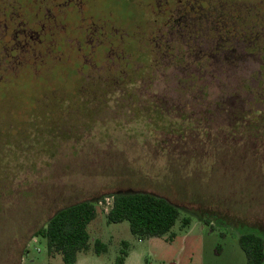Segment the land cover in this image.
I'll list each match as a JSON object with an SVG mask.
<instances>
[{
	"label": "rangeland",
	"instance_id": "374dc122",
	"mask_svg": "<svg viewBox=\"0 0 264 264\" xmlns=\"http://www.w3.org/2000/svg\"><path fill=\"white\" fill-rule=\"evenodd\" d=\"M15 1L0 4L7 18L36 8ZM184 1L201 7L191 43L157 31L179 0H85L34 54L7 61L0 41V264H65L34 233L81 200L97 216L76 264H116L123 249L124 264H246L241 234L264 239V0ZM217 12L240 24L223 55ZM167 42L181 48L167 55ZM242 114L248 136L233 134ZM134 191L179 207L171 232L140 239L108 222L104 198Z\"/></svg>",
	"mask_w": 264,
	"mask_h": 264
},
{
	"label": "trees",
	"instance_id": "16d2710c",
	"mask_svg": "<svg viewBox=\"0 0 264 264\" xmlns=\"http://www.w3.org/2000/svg\"><path fill=\"white\" fill-rule=\"evenodd\" d=\"M112 197L113 203L107 211L108 222L129 221L131 232L140 239L164 236L171 232L180 217V209L175 203L153 192H118L112 194ZM96 216L95 203L91 200H81L56 210L47 222L35 231L34 236L47 240L49 254L60 253L65 264H76L79 253L90 248L88 225ZM188 224L190 219L184 218L183 225ZM239 240L246 254V264H263L262 236L256 232H244ZM94 250L100 255L107 252L108 245L96 239ZM127 256L128 251L123 249L116 264H124Z\"/></svg>",
	"mask_w": 264,
	"mask_h": 264
},
{
	"label": "flooded vegetation",
	"instance_id": "af4514ba",
	"mask_svg": "<svg viewBox=\"0 0 264 264\" xmlns=\"http://www.w3.org/2000/svg\"><path fill=\"white\" fill-rule=\"evenodd\" d=\"M13 3H16L15 0H11ZM44 3L40 5V0H34L36 3V8L32 9V13L29 16L22 15L19 16V14L15 15L12 14L8 18L5 16V13L3 11V8L0 7V26H6V27H13V30H15V34L13 37V40L11 41V44L5 39H1L0 41L3 42V46L1 49V54H3L6 57V61L11 59V52H18L23 55H30L34 54V52L38 49L39 46L44 45V43L47 41L48 34L53 30L55 31L56 27H59L64 25L62 20L60 19V12L66 11L69 12L72 15L74 14V9H79V7L85 6V0H43ZM4 2V0H0V4ZM57 3V4H56ZM60 5V6H59ZM78 6V8L76 6ZM175 9L170 12L169 16L165 19L164 22H160V26L157 29L158 30H164L165 28L168 30H181L183 33L187 32L188 39H186V43H191L193 39H191V36L193 37V33L195 30L196 23H198L200 16H201V7H196L195 5H192V2H185L184 0H179L178 4L175 5ZM49 12V13H48ZM77 12V11H76ZM79 13V12H77ZM53 15V16H52ZM219 18L213 19V28L216 30V32L219 34V37L222 36L214 46V49L221 52H216L218 54L223 55V53H228V50L232 49L231 47V37H239V33L235 31V26H240V24L232 26L228 23V19L230 16L225 15L223 12H217L215 14ZM225 17V18H224ZM61 23V24H60ZM94 23V22H93ZM79 24V23H78ZM80 26V24H79ZM83 26V25H82ZM82 26H80L82 28ZM5 29V27H4ZM83 29V28H82ZM93 36V35H91ZM93 38V37H92ZM95 38V36H94ZM241 38V37H240ZM246 38H241V40H245ZM239 40V41H241ZM154 42V41H153ZM168 43V42H167ZM160 47H163V44H160ZM181 48V45H179L176 42H170L168 45H165V54L168 55L169 52H172L174 54V50L176 48ZM192 47L191 45L189 46ZM9 51L6 52L7 55L4 54L3 50ZM193 49V48H192ZM191 50V52H193ZM11 51V52H10ZM33 56V55H32ZM5 62V61H4ZM2 63V61H0ZM243 117H248L246 114H242V126L239 125L240 123L237 122L236 126H234V135L237 136V134L242 135L247 134L249 132V126L247 124L248 119H244ZM242 127L245 128V130L242 129ZM217 133V132H216ZM220 136L218 133L213 135V138L215 140L219 138ZM242 138H245L242 136ZM247 138V137H246Z\"/></svg>",
	"mask_w": 264,
	"mask_h": 264
},
{
	"label": "built area",
	"instance_id": "2783aa9c",
	"mask_svg": "<svg viewBox=\"0 0 264 264\" xmlns=\"http://www.w3.org/2000/svg\"><path fill=\"white\" fill-rule=\"evenodd\" d=\"M104 199H106V202L108 203V209L110 208V206L113 203V197H105ZM102 203V202H101Z\"/></svg>",
	"mask_w": 264,
	"mask_h": 264
},
{
	"label": "crops",
	"instance_id": "0c3cea01",
	"mask_svg": "<svg viewBox=\"0 0 264 264\" xmlns=\"http://www.w3.org/2000/svg\"><path fill=\"white\" fill-rule=\"evenodd\" d=\"M78 260H79V256H78Z\"/></svg>",
	"mask_w": 264,
	"mask_h": 264
}]
</instances>
